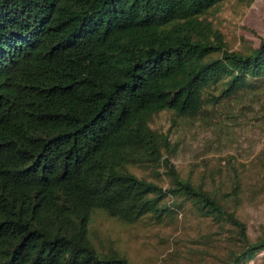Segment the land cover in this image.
I'll list each match as a JSON object with an SVG mask.
<instances>
[{
	"label": "trees",
	"instance_id": "16d2710c",
	"mask_svg": "<svg viewBox=\"0 0 264 264\" xmlns=\"http://www.w3.org/2000/svg\"><path fill=\"white\" fill-rule=\"evenodd\" d=\"M227 1L0 0V264H135L98 219L207 222L190 256L204 262L214 235L215 264L264 257L238 215L264 197V139L244 161H170L179 129H227L234 149L235 129L264 128V39L227 49L210 20Z\"/></svg>",
	"mask_w": 264,
	"mask_h": 264
},
{
	"label": "rangeland",
	"instance_id": "374dc122",
	"mask_svg": "<svg viewBox=\"0 0 264 264\" xmlns=\"http://www.w3.org/2000/svg\"><path fill=\"white\" fill-rule=\"evenodd\" d=\"M223 36L227 49L242 51L245 47H255L264 39V0H254L249 7H239L235 0L223 3L210 18ZM168 114H161L155 119L157 126L167 127ZM249 124V123H248ZM263 127V126H262ZM217 137V132L204 128H195L187 131L179 129L172 133V138L180 142L171 163L184 174L196 167L201 160L220 158L233 155L237 158H251L262 146L264 128L246 126L244 129H235L229 140L235 144L234 149L226 141L227 129ZM220 139V141H219ZM133 172L140 176L139 169ZM238 215L247 227V234L251 241L264 234V197L245 201L238 211ZM210 224V223H209ZM215 228L208 226L207 222L176 223L163 228H146L141 223L126 226L114 221L97 220L95 232L98 238L107 244L118 248L135 264H215L211 257L213 254L225 252L227 243L217 241L218 237L212 235L213 248L208 250V257L204 262L196 256H190L195 246L189 243L195 240L196 235L214 234ZM176 244H175V243ZM247 264H264V257L258 255L254 261Z\"/></svg>",
	"mask_w": 264,
	"mask_h": 264
}]
</instances>
